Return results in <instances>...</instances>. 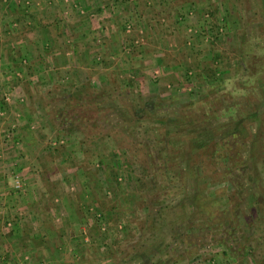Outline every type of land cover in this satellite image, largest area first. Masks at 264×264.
Masks as SVG:
<instances>
[{
    "label": "rangeland",
    "instance_id": "1",
    "mask_svg": "<svg viewBox=\"0 0 264 264\" xmlns=\"http://www.w3.org/2000/svg\"><path fill=\"white\" fill-rule=\"evenodd\" d=\"M263 51L264 0H0V178L41 206L0 264H264V158L219 142L264 140Z\"/></svg>",
    "mask_w": 264,
    "mask_h": 264
},
{
    "label": "trees",
    "instance_id": "2",
    "mask_svg": "<svg viewBox=\"0 0 264 264\" xmlns=\"http://www.w3.org/2000/svg\"><path fill=\"white\" fill-rule=\"evenodd\" d=\"M252 54L253 53L250 54V52H244L243 53V59H242V63H241L240 68L243 70L244 74L249 78V80L251 79L252 83H254L256 81V79L258 78L259 74L264 72V51L259 53V54H257V53H255L253 55ZM260 110L261 109L258 108L252 114L249 111H247V113L245 111L246 114L245 113L244 114L248 118H244V120L249 121V123H252L253 126H255L254 123H256L258 125L262 123V125L264 126V122H263L264 121V110H262L261 112H260ZM260 113H262V115ZM183 115L188 119H190V118L193 119L188 109L184 110ZM205 115H207L206 118L211 117V115L206 111H205ZM213 115H215V114H213ZM217 116L218 115H215V117H217ZM240 117H243V114ZM239 119L240 118L238 116L237 120L239 121ZM241 120H243V118H241ZM235 129H237L236 124L234 127L231 126L227 130V132H226L227 134L222 139L219 140V142H221L222 140L225 141L227 138V135H229V134L233 135L236 139H238L236 141V145L234 147H230V145H226L223 153L225 155H230L232 152H234L235 155L237 156V158L240 160V162L242 160H245V158H246L247 163L250 161H255L256 163H258L256 160L257 156L262 157V159L264 158V140L262 141L261 138L256 139L254 132H251L249 136H246L247 138L243 137V136H241L242 132H240L238 129H237L238 131H236ZM164 140H166V139L165 138L162 139L160 141V143H162L164 149H167ZM219 142L214 141L213 145L211 146V149L208 150L209 153L212 155V159L218 155L217 153H219V151L216 147V145L218 146ZM160 153H161V157L163 159L168 155V153H163V151H161ZM190 156H189V160L191 161V159L193 157L192 156L190 157ZM226 159H228V158H226ZM191 162H193V161H191ZM193 163H195V162H193ZM255 165H258V164H255ZM261 166L264 167V163L261 164ZM261 166H260V168H261ZM194 169H195V166H190L189 168H185L183 170L185 172L191 174L195 171ZM196 171H197V169H196ZM256 183L258 184V181H256ZM252 195L254 198L257 197V199H258L257 201H254V209L256 210V207H257V209L259 208L260 211H264V194L257 193L256 191H254L252 193ZM263 217H264V213H263ZM165 222L167 223L166 220L163 221V223H165ZM175 235H177V234H175ZM253 240L255 241L254 245L252 246L253 251L264 250V225H261L259 227L254 228Z\"/></svg>",
    "mask_w": 264,
    "mask_h": 264
},
{
    "label": "crops",
    "instance_id": "3",
    "mask_svg": "<svg viewBox=\"0 0 264 264\" xmlns=\"http://www.w3.org/2000/svg\"><path fill=\"white\" fill-rule=\"evenodd\" d=\"M37 58V57H35ZM39 61L42 60L43 58L38 57ZM37 59V60H38ZM75 68V67H74ZM54 69H59L58 66H56ZM30 71L29 73H33L35 72L34 69H30L28 70ZM18 88V89H17ZM15 90H18L19 92H21L22 90L20 89V87H14ZM10 190L7 188V186L5 185V180L2 181V179L0 178V214L2 215V219H7V218H12V219H18L16 216L18 215L19 217L22 215V212H24V216H28V218L32 221L37 220V218L39 217L37 213V209L39 208V210H41V206H40V200L37 198H33L31 195L32 193L28 192V193H24L21 194L20 199L16 198L14 196H11ZM18 204H21V206H23L22 208L18 207ZM30 206H33L35 208L30 209ZM3 211V212H2ZM25 211H27L25 213ZM6 217V218H5ZM26 219V218H24ZM5 237V236H4ZM4 259V257H3Z\"/></svg>",
    "mask_w": 264,
    "mask_h": 264
}]
</instances>
